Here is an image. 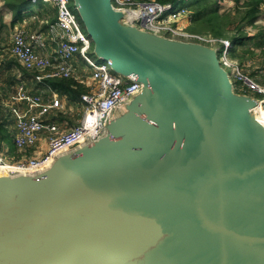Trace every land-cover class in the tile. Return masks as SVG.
Segmentation results:
<instances>
[{"label": "water", "instance_id": "water-1", "mask_svg": "<svg viewBox=\"0 0 264 264\" xmlns=\"http://www.w3.org/2000/svg\"><path fill=\"white\" fill-rule=\"evenodd\" d=\"M95 54L144 84L96 142L0 173V264H264V124L214 48L73 0Z\"/></svg>", "mask_w": 264, "mask_h": 264}, {"label": "built area", "instance_id": "built-area-1", "mask_svg": "<svg viewBox=\"0 0 264 264\" xmlns=\"http://www.w3.org/2000/svg\"><path fill=\"white\" fill-rule=\"evenodd\" d=\"M32 5L47 2L57 7L56 22L41 20L46 30H31L25 24L14 28L12 56L26 70L32 72V80L49 89L48 79L70 77L74 73V61L80 59L91 70L86 78L90 90L80 96L83 115L78 125L62 127L47 119L56 111L66 109L63 99L52 92L29 90L20 82L16 94L7 105L16 121L15 144L18 150L36 147L43 131L49 133L46 152L35 157L11 158L0 150V173L10 175H39L47 170L57 157L74 151L87 143L98 141L105 133L114 111L141 91L144 84L129 80L116 73L109 62L94 52L92 39L85 31L73 0H30ZM113 7L126 13L123 21L167 38L197 42L215 49L220 64L228 71L236 85L246 94L257 99L256 108L264 115V85L255 81L242 64L232 55L233 43L228 37H213L191 32L188 29L190 9L182 0H112ZM30 4V5H31ZM184 18L183 21H180ZM38 19L36 14L30 20ZM54 45V49H51ZM230 69V71H229ZM236 89V87H235Z\"/></svg>", "mask_w": 264, "mask_h": 264}, {"label": "trees", "instance_id": "trees-1", "mask_svg": "<svg viewBox=\"0 0 264 264\" xmlns=\"http://www.w3.org/2000/svg\"><path fill=\"white\" fill-rule=\"evenodd\" d=\"M5 6L14 12L13 23L23 21L25 16L36 14L38 19L32 20L34 27L25 24L31 30H45L46 24H42L41 20H49L51 23L56 22L58 18L57 7L47 2H41L37 10L28 9L31 4L30 0H3ZM160 2H177V0H159ZM190 9V17L188 19V29L191 32L212 35L213 37H228L232 40L233 57H239L238 48H245L250 40L254 38L247 34L245 31L250 26L255 24L261 19L262 6L264 0H232L231 7L227 8L226 4L229 0H182ZM224 1V2H223ZM74 5V4H73ZM226 5V6H225ZM82 21V20H81ZM39 26L40 28H35ZM258 36V35H256ZM256 47H262L261 43H254ZM12 47V37L10 43V51ZM248 52V49H244ZM12 55V54H11ZM75 64V61H74ZM85 75H80L77 70L76 64L74 65V73L70 77H60L49 79L51 86L57 91L60 96H65L72 104L80 100V96L89 92L90 88L83 82ZM257 80V79H256ZM262 82H261V81ZM258 82L264 85V79ZM237 90L240 84L235 85ZM2 115V114H1ZM83 115V111H82ZM82 118V116H81ZM80 118V120H81ZM78 123L71 125L76 126ZM6 120L0 116V138L1 140L9 141L12 139L10 130L8 129ZM7 122V121H6ZM60 125V124H59Z\"/></svg>", "mask_w": 264, "mask_h": 264}, {"label": "rangeland", "instance_id": "rangeland-1", "mask_svg": "<svg viewBox=\"0 0 264 264\" xmlns=\"http://www.w3.org/2000/svg\"><path fill=\"white\" fill-rule=\"evenodd\" d=\"M189 1H192V0H189ZM39 4L34 5L33 9L38 8ZM184 4H186V3L184 2ZM231 4L232 3L228 2L226 4L227 6L226 5L225 6L227 8H229V7H231ZM183 20H184V18H182L180 21H183ZM29 25H30V27H34L33 23H31V24L29 23ZM82 25H83V22H82ZM83 27H84V25H83ZM1 28H2V30H1V34H0V59H3V58H5V56L7 58V56L10 54V50L7 49L8 43L10 41V32L7 29H5L4 27H1ZM35 28L38 29L40 27L37 26ZM245 32L247 34L251 35L252 37L254 35L255 36L252 40L249 41V43L246 45L245 48H242V47L238 48V53L240 56L238 58L237 57L236 58L242 64L243 70L246 71L255 81L258 82L260 79H264V4L262 6L261 19L255 24V26L248 27ZM256 35H258V36H256ZM258 42L262 44V47H256L255 46L254 43H258ZM4 49H6V50H4ZM244 49H248V52H245ZM7 59H8V62H11L13 60V58H11L10 56H8ZM23 68L20 67L17 69H19L20 72L22 73L21 76L23 75L22 78L24 79L25 83L27 82V86L29 87V89H31L32 91H35V92H37V90H40V87L35 82H33L31 80L30 73L25 71ZM229 71H230V69H229ZM13 82H14L13 77L11 75H9V73H5L4 71H2L0 69V94H1L0 95V101H2L3 99H8V97L10 98L13 94H16L17 84L15 86H12ZM40 86L43 87V85H40ZM236 92L245 94V91H243V90H237L236 89ZM249 94L256 95V93H252V92H250ZM65 99L68 101V99L66 97H65ZM79 102L80 101H78L77 103H74V104L71 103L70 110L68 112L66 111L65 113L61 114L63 119L69 121V123L71 125L75 124L77 122V120H79L82 116L83 108L81 106L82 104H80ZM2 105H3V103L0 102V116H1V112L3 110ZM67 106L69 107L70 105H67ZM5 108H6L5 113L7 114V117H8V119L6 121H7V123L8 122L10 123V119L11 118L14 119V117L11 116V111H10L9 107L5 105ZM261 119H262V117H261ZM263 124H264V120H263ZM11 129H13L12 126H11ZM43 133L40 134V139H42V135L45 134V133L44 134ZM47 133L44 135V140L46 141V143L48 142V144H49V137H48L49 133L48 134ZM39 141H38V143H39ZM28 153H30L29 147H26L23 150H21V152H19V154H21L23 156H25V154L28 155Z\"/></svg>", "mask_w": 264, "mask_h": 264}, {"label": "crops", "instance_id": "crops-1", "mask_svg": "<svg viewBox=\"0 0 264 264\" xmlns=\"http://www.w3.org/2000/svg\"><path fill=\"white\" fill-rule=\"evenodd\" d=\"M227 1V0H225ZM230 3H232V0H229ZM33 6L34 5H29L28 9H33ZM38 8L36 9H33V10H37ZM34 15V14H33ZM13 16H14V12H12L11 10H9L5 4H4V1L3 0H0V34H1V30L2 28L1 27H4L5 29H7L9 32H10V41L8 43V50H10V43H11V37H12V33L14 31V28L20 24H23V23H26V24H31V23H34L32 20H30V17L32 16V14L30 15H27L25 16L24 20L23 21H19V22H16L15 24L13 23ZM252 27V26H251ZM46 30V29H45ZM51 49H54V45H51ZM6 50V49H4ZM8 56H10L11 58H13V60L11 62H8ZM7 56H5V58L3 59H0V69L2 71H4L5 73H9V75H11L13 77V80L14 82L12 83V86H15L17 84L16 87H18V84L22 81L25 83L24 79L22 78L21 76V72L19 69L17 68H23L20 63H18V61H16V59H14V57L11 55V52L10 54ZM75 64L77 66V70H78V73H80V75H85V77L83 78V82L88 86V84L86 83V78L89 76L91 70L87 67V65L80 59L76 60L75 61ZM25 71L29 72L30 75H31V80H32V72L26 70L25 68H23ZM22 78V79H21ZM33 81V80H32ZM35 82V81H33ZM36 83V82H35ZM47 83L51 86L50 82H49V79L47 80ZM26 86H27V82L25 83ZM37 84V83H36ZM39 87H40V90H37V92H44V94H46L47 96H52V92H56V94L58 96H60L57 91L51 86V88L49 89L48 87H46L45 85L40 86L41 84H37ZM27 88L29 89V87L27 86ZM31 90V89H29ZM16 91H17V88H16ZM35 92V91H33ZM1 95V94H0ZM14 95V94H13ZM12 97V96H11ZM11 97L8 99H3L2 101H0L1 103H3L2 105V112H1V118L4 119V120H7L8 117H7V114L5 113L6 111V108H5V105H7V102H10V99ZM63 101L66 103V109L63 110V111H56L54 112L52 115L48 116L47 119H49L50 121L52 122H56L58 124H60L62 127H70V125L68 124L67 121H64L63 122V117L61 114L65 113L66 111L68 112L71 108V103H69V101H67L65 99V96H60ZM9 100V101H8ZM80 101V100H79ZM80 103V102H79ZM81 104V103H80ZM67 105H70L69 107ZM82 108H83V105H81ZM11 116H13L11 114ZM14 117V116H13ZM80 120V119H79ZM76 123H78V121ZM6 125L8 127V129L10 130V133L11 135L13 136L11 140L9 141H6V140H1L0 138V150H3L5 152H7L8 155H10L11 158H20L22 157L23 155L19 154V152H21V150H18L17 147H16V144H15V135L17 133V127H16V121H15V118L14 119H10V123L6 122ZM75 123V124H76ZM11 126L13 129H11ZM45 134L47 133L46 131H43ZM42 132V133H43ZM41 133V134H42ZM43 133V134H44ZM44 134V135H45ZM48 134V133H47ZM44 135H42V139H40L38 145L35 147H29V150H30V153L25 154V156L23 157H35V156H39L41 154H43L44 152H46V150L48 149V142L46 143V141L44 140ZM49 137V135H48ZM11 141V142H10Z\"/></svg>", "mask_w": 264, "mask_h": 264}, {"label": "bare ground", "instance_id": "bare-ground-1", "mask_svg": "<svg viewBox=\"0 0 264 264\" xmlns=\"http://www.w3.org/2000/svg\"><path fill=\"white\" fill-rule=\"evenodd\" d=\"M256 115H257L256 117L258 118V120L263 124L264 115L257 108H256ZM261 117H262L263 120L261 119Z\"/></svg>", "mask_w": 264, "mask_h": 264}, {"label": "clouds", "instance_id": "clouds-1", "mask_svg": "<svg viewBox=\"0 0 264 264\" xmlns=\"http://www.w3.org/2000/svg\"><path fill=\"white\" fill-rule=\"evenodd\" d=\"M184 3V2H183ZM187 5V4H186Z\"/></svg>", "mask_w": 264, "mask_h": 264}]
</instances>
